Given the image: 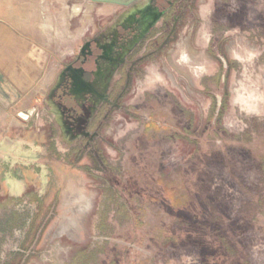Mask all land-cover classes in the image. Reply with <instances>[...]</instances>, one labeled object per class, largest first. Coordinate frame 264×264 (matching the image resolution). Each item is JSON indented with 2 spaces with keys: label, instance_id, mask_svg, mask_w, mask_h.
I'll list each match as a JSON object with an SVG mask.
<instances>
[{
  "label": "rangeland",
  "instance_id": "374dc122",
  "mask_svg": "<svg viewBox=\"0 0 264 264\" xmlns=\"http://www.w3.org/2000/svg\"><path fill=\"white\" fill-rule=\"evenodd\" d=\"M67 4V37L59 40L52 26L56 35L41 41L54 65L83 32L106 29L125 11ZM176 11L175 33L146 59L126 98L142 116L115 110L99 141L103 162H92L94 151L74 163L56 157L35 116L29 131L20 120L4 131L0 264L18 250L23 257L13 264H264V0H178ZM144 116L161 125H144ZM169 193L187 194V212ZM200 210L217 217L209 229L195 224ZM13 220L24 227L9 229Z\"/></svg>",
  "mask_w": 264,
  "mask_h": 264
},
{
  "label": "flooded vegetation",
  "instance_id": "af4514ba",
  "mask_svg": "<svg viewBox=\"0 0 264 264\" xmlns=\"http://www.w3.org/2000/svg\"><path fill=\"white\" fill-rule=\"evenodd\" d=\"M177 2L110 3V6L123 7V15L115 17L106 29L81 34L76 52L63 60L44 95V108L37 115L44 122L42 135L56 157L74 163L82 153L94 151L96 154L89 155L92 162L102 161L99 141L107 140L105 135L110 131V119L115 110L141 118L140 112L125 106L126 98L135 93L134 81L146 59L156 56L175 33L181 20V11L175 12ZM225 108L226 95L215 102V121ZM144 119H148L144 125L153 128L161 125L152 116ZM28 202L39 208L38 198L32 197ZM16 217L19 216L15 214ZM24 225V221L13 220L9 229H20ZM27 227L30 231L32 224L29 222ZM22 251L13 252L9 264H13L15 258L19 263Z\"/></svg>",
  "mask_w": 264,
  "mask_h": 264
},
{
  "label": "crops",
  "instance_id": "0c3cea01",
  "mask_svg": "<svg viewBox=\"0 0 264 264\" xmlns=\"http://www.w3.org/2000/svg\"><path fill=\"white\" fill-rule=\"evenodd\" d=\"M67 14V0H0V137L13 131L19 120L28 130L41 113V96L63 62L52 64L50 45L42 42L56 35L52 26H58L59 40L67 37ZM75 50L64 49L62 58Z\"/></svg>",
  "mask_w": 264,
  "mask_h": 264
},
{
  "label": "trees",
  "instance_id": "16d2710c",
  "mask_svg": "<svg viewBox=\"0 0 264 264\" xmlns=\"http://www.w3.org/2000/svg\"><path fill=\"white\" fill-rule=\"evenodd\" d=\"M198 150H196L195 151V153L194 154H197V152L200 150V152H201V149L200 148H197ZM203 151V150H202ZM199 154H201V153H199ZM261 169H262V171L264 172V162H262V165H261ZM204 173H205V171L201 168L198 172H196V175L197 176H201V174H203L204 175ZM108 193V192H107ZM186 193H183V194H178V195H175L174 196V194H172V193H169L168 194V199L170 200V201H172V206L174 205L175 206V208H176V210H182L181 212L182 213H184V212H187V211H185L186 209H188L189 208V204H188V199L186 198ZM111 197V196H110ZM110 200H111V198H110ZM115 201V200H114ZM117 203V205L121 208V209H123V211L126 213L125 214V217H129V214H128V210L126 209V207L123 205V204H119L117 201L115 202V204ZM177 206V207H176ZM106 214H107V212H105L104 214H103V217H102V221H104L105 222V220H106ZM195 220L197 221L195 224H196V226H199V228L200 227H202V228H206V229H209V226L212 224H214V221L215 220H217V217H215V216H211V217H209L208 218V216H206L205 215V211H203V210H200V212L197 214V218H195ZM101 235H108V233H101ZM191 237H193V236H191ZM193 241H194V243H198L199 242V240H198V238H194V239H192ZM82 252V251H81ZM225 253H226V249H225ZM80 254V253H79ZM228 254H231V251H228ZM228 254H226V256H228ZM78 254H76L75 256H77ZM230 259V258H229ZM226 260V259H225ZM231 260H232V258H231ZM213 263V262H212ZM225 264H226V262H225ZM227 264H232L231 262H228Z\"/></svg>",
  "mask_w": 264,
  "mask_h": 264
},
{
  "label": "water",
  "instance_id": "95a60500",
  "mask_svg": "<svg viewBox=\"0 0 264 264\" xmlns=\"http://www.w3.org/2000/svg\"><path fill=\"white\" fill-rule=\"evenodd\" d=\"M92 2L103 3V4H118V5H128L129 3L136 0H91Z\"/></svg>",
  "mask_w": 264,
  "mask_h": 264
}]
</instances>
